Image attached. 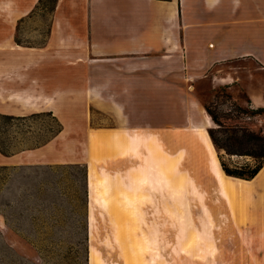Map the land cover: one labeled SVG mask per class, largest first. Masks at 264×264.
Segmentation results:
<instances>
[{
    "label": "rangeland",
    "instance_id": "rangeland-1",
    "mask_svg": "<svg viewBox=\"0 0 264 264\" xmlns=\"http://www.w3.org/2000/svg\"><path fill=\"white\" fill-rule=\"evenodd\" d=\"M182 3L0 0V264H264V184L214 181L217 155H264V31L232 33L235 55L212 65L218 33L181 30L204 20ZM41 112L62 129L44 146L57 126ZM68 164L108 181L91 226L87 193L43 184Z\"/></svg>",
    "mask_w": 264,
    "mask_h": 264
},
{
    "label": "crops",
    "instance_id": "crops-1",
    "mask_svg": "<svg viewBox=\"0 0 264 264\" xmlns=\"http://www.w3.org/2000/svg\"><path fill=\"white\" fill-rule=\"evenodd\" d=\"M141 1V0H140ZM188 4L184 7H199L197 16L204 15V20L196 22H182L181 30L200 29L211 30L218 33V41L213 46L212 65L228 61L236 53L235 45L232 44L235 37L232 33L249 32L253 30L264 31V0H260V7H254L255 2L251 0H185ZM191 2V3H190ZM193 2V3H192ZM257 2V1H256ZM181 9L183 8L182 0H179ZM181 11V10H180ZM184 15V13L182 12ZM202 21V22H201ZM184 28V29H182ZM223 33H228L223 35ZM224 43V44H223ZM261 58L254 56L260 68H264V45L260 49ZM262 66V67H261ZM219 80L218 84L231 85L235 80L227 81L226 78L215 76ZM258 98L251 100V103L261 102ZM259 107L264 108V103H259Z\"/></svg>",
    "mask_w": 264,
    "mask_h": 264
},
{
    "label": "trees",
    "instance_id": "trees-1",
    "mask_svg": "<svg viewBox=\"0 0 264 264\" xmlns=\"http://www.w3.org/2000/svg\"><path fill=\"white\" fill-rule=\"evenodd\" d=\"M52 2H56V0H52ZM38 5H43V0H38ZM37 7V6H36ZM51 11L54 10V7L50 9ZM264 108H257L253 109L254 112L259 113L263 111ZM207 111V110H206ZM209 116L211 117V120L216 123L219 127H222L221 124L218 123L216 118L207 111ZM38 116H48L50 117L56 124L57 128L54 132V134L48 138L46 141L41 143L39 146H44L46 143H48L51 139L56 137L61 132V125L60 123L55 119V117L52 116L51 112H41L32 114L30 117H38ZM2 118L7 120H26L27 117H12V116H3ZM213 129H209L208 134L210 136V139L212 141L213 146L220 150L222 148V145L219 143V141L213 136L212 134ZM258 140L262 142V138L257 137ZM262 146L264 147V142H262ZM0 154L4 156H10L11 153L9 151H6L5 149L0 147ZM242 155H249L253 157L256 162L254 165H250L248 163L241 164V165H230L224 161V158L222 155H217L220 167L222 171L227 175L243 180H251L253 179L259 171L264 166V155H255V154H249V153H242ZM42 177L44 178V185L46 187H49L52 184H59L61 182H66L69 185L75 186L76 191H79L83 196L87 193V168L85 165L81 164H68V165H58L55 168H49L48 171L44 172ZM52 179V181H50ZM42 193V192H40Z\"/></svg>",
    "mask_w": 264,
    "mask_h": 264
},
{
    "label": "bare ground",
    "instance_id": "bare-ground-1",
    "mask_svg": "<svg viewBox=\"0 0 264 264\" xmlns=\"http://www.w3.org/2000/svg\"><path fill=\"white\" fill-rule=\"evenodd\" d=\"M207 123L209 122V117H206L205 120ZM201 132V135L205 138V140H209L208 133L206 132V126H201L198 128ZM202 136L200 138H197L196 140V147L207 151L206 145L204 144V140L202 139ZM209 165L211 168L212 173V167H211V161L209 160ZM210 172V169H208ZM219 174L217 173L214 176V181L216 183H219L222 185L223 188L233 191V192H241L247 189L252 188V182L256 177L260 179V182L264 184V166L260 170V172L251 180H243L231 176L225 175V173L220 169L219 167ZM262 173V176H260ZM210 175V173H209ZM87 200L89 204L88 209V225L91 226L92 223V215L95 211V208H105L107 205L106 196L109 192V185L108 181L105 177H95L91 169L87 172Z\"/></svg>",
    "mask_w": 264,
    "mask_h": 264
}]
</instances>
